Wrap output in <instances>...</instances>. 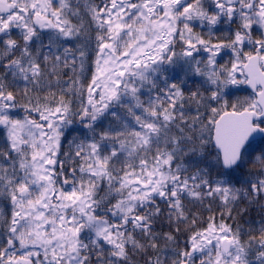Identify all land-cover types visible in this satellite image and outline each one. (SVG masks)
<instances>
[{
	"label": "snow or ice",
	"instance_id": "1",
	"mask_svg": "<svg viewBox=\"0 0 264 264\" xmlns=\"http://www.w3.org/2000/svg\"><path fill=\"white\" fill-rule=\"evenodd\" d=\"M213 3L216 11L211 15L204 10L202 0H105L102 6L88 5L97 27L96 71L86 89L87 105L81 102L80 114L95 121L112 102L120 104L130 96L135 103L129 112L136 126L110 130L101 140L119 143V151L134 159L117 170L111 166L120 160L115 148L110 155H102L96 141L78 145L79 176L74 167L69 178L57 155L63 130L76 113L71 102L64 100L63 89L59 97L53 93L51 98H33L27 84L38 88L47 75L40 54H34L30 47L39 39L40 30L56 29L60 36L70 38L80 29L66 18L64 10L70 8L66 0H59L58 7L53 0H0V35L7 37L0 40V60H7L2 65L5 77L0 78V130L6 134L7 149L0 151L7 162L0 164V192L10 198L13 208L7 227L10 235L6 246L0 248V264H119L128 259V245L144 248L133 233L137 229L144 235L152 233V217L159 208L143 214L140 210H147L157 197L166 200L177 219L184 221V192L202 198L204 193L198 189L208 188V196L218 194L225 204L230 195L236 199V191L224 187L223 179L213 187L203 173L185 176L180 164L173 165L179 153L199 151L214 156L219 176H230L250 160L252 141L264 138V34L252 39L254 25L264 29V0ZM223 17L239 21L235 38L227 44L213 43L193 31L194 21L214 26ZM13 29L20 30L22 43L11 38ZM178 43L179 53L175 50ZM246 45H252V50L245 51ZM225 48L231 50L230 66L218 60ZM17 52L19 56L13 58ZM200 53H207L203 67L195 55ZM79 56L82 73L85 52L81 50ZM181 58L189 69L195 64V73L205 77L209 85L205 89L209 96L193 93L197 103H203L212 114L206 123L197 116L187 125L197 131L199 124L195 137L169 135L172 126L180 127L177 115L181 121L185 118L183 92L177 84L169 85L165 79V87L146 105L138 95L145 83L156 87L152 77L162 71V65ZM48 59L43 57L45 62ZM54 59L76 73L77 57L70 48L64 49L63 57L56 55ZM9 74L13 81L26 82L24 102L19 105L25 113L22 118L14 114L17 99L5 82ZM73 85H79V95L83 96L79 77L67 86L69 91L74 90ZM241 85H247L251 93L229 105L225 89ZM257 160L264 165V155ZM104 179L109 193H115L114 204L96 198L98 184ZM251 192L264 193V178L251 183ZM195 224L193 220L185 248L174 253L172 264H249L245 246L230 226L217 223L214 217L200 229ZM151 247L157 245L152 243ZM260 256L264 257V251ZM154 264H161L158 257Z\"/></svg>",
	"mask_w": 264,
	"mask_h": 264
},
{
	"label": "trees",
	"instance_id": "2",
	"mask_svg": "<svg viewBox=\"0 0 264 264\" xmlns=\"http://www.w3.org/2000/svg\"><path fill=\"white\" fill-rule=\"evenodd\" d=\"M53 2L55 6H59V0H53ZM66 2L70 5L69 9L64 10L66 18L73 26L80 29L79 34L70 38L60 36L58 30L48 34H39V39H36L30 47L34 54H40L41 67L45 69L47 75L41 81L38 88L34 89L33 85L27 84L28 94L33 98L36 96L43 98L45 95L51 98L52 94L55 93L59 97L63 89L65 93L63 96L64 100L71 102L72 111L76 115H73L72 123L67 125L63 130L60 152L57 155V160L63 163V167L69 169L77 168V176H79L78 168L81 161L80 157L76 156L77 146H87L96 141L101 145L100 151L102 155H110L113 148L117 150L120 160L119 162H113L111 166L119 170L124 167L125 161L132 160L134 157H129L126 152H120L119 143H115L112 139L102 141L101 136L110 130L124 129L127 124L136 126L134 117L129 112V107L133 106L135 101L128 96L124 97L120 104L112 102L109 108L103 111V114L97 116L95 121H91L88 116L80 114L81 102L87 105L86 89L96 71L97 27L91 18V13L88 11V5L102 6L105 0H66ZM202 2L203 5H210L212 8L211 14L216 11L213 0H202ZM193 23L196 25L193 31L200 34L204 39H210L213 43L227 44L235 38V32L239 30V21L228 24L225 17L221 18L214 26H210L206 22L203 23V26H201V22L199 21H194ZM209 28H211V34ZM6 38L0 35V40ZM11 38L22 43L21 33L18 29H13ZM65 48H70L77 57L75 64L76 73H73L71 66L65 67L62 62L58 64L54 59L56 55L63 57ZM2 50L3 44L0 43V51ZM81 50L85 52L82 73L79 56ZM175 50L177 53L181 51L179 43L176 45ZM245 51H248L247 45L245 46ZM195 55L197 59L202 61L201 67H203V63L205 62L204 57L207 56V53ZM18 56L19 53L17 52L13 58H17ZM44 56H48L49 58L46 62L43 60ZM231 59V50L228 48H225L218 57L221 65L230 66ZM6 62V59L0 60V78L5 77L2 65ZM53 65H56V67H53ZM194 69L195 64L189 69L184 64L183 58L174 64L165 63L162 65V71L154 74L152 77L156 81V87L153 88L151 84L145 83L138 93L140 100L146 105L150 98L156 97L160 88L165 87V79L168 80L169 85L175 83L182 90V102L184 106L181 110L185 113V118L184 121H181L179 115H177L176 123L180 127L172 126L169 132L170 136L191 135L195 137L199 134V124L196 125L197 131H192L187 125H191L197 116L206 123L207 119L212 115L209 108L203 103L198 104L197 99L193 97V93L203 95L204 97L210 95V93L205 91L209 87L206 78L196 74ZM77 77H79L80 84L85 89L83 96L79 95V85H73V91H69L67 87ZM5 82L9 84V87H14V95L20 97L23 103L24 98L22 96L25 91L26 82L20 79L13 81L10 74L7 75ZM225 93L224 99L228 101L229 105L237 102V100L245 99L250 94L242 88V85L238 88L229 86L228 89H225ZM159 94L162 95V93ZM215 106L219 107V105ZM177 108H179V104ZM134 111L139 113L140 109L134 108ZM180 128L184 129L183 134L180 132ZM121 139H124V137ZM164 146L162 140L161 147ZM250 151H252V156L243 168L232 172L230 176L224 177L218 175L213 155L208 153L202 155L199 151L193 153L190 150L179 153L177 159L173 161V165L180 164L185 170L183 173L185 176L203 173L204 178L213 182V187L216 186V181L223 179L224 187L236 191V199L233 200L230 195L228 203L225 204L218 194L208 196V188L198 189V191L204 193L202 198H196L184 192L181 195V206L184 216L187 217V220L184 221L177 219V216L174 214L175 209L166 200L157 197L147 210H140L141 214H143L145 211L155 212V209L159 208V213L152 217V233L144 235L139 229L133 233L139 243L144 245V248L133 249L131 245H128V259L126 261L121 260L119 264H154L157 257L161 261V264H172L174 253L185 248V244L191 234L190 226L193 220L196 221L195 228L200 229L206 226L210 217H214L217 223L222 221L230 226L232 232L236 229V225L242 230L258 228L257 224L264 225V193L255 194L251 192V183L255 182L258 178H264V165H261L257 160L258 156L264 155V139L252 143ZM59 169L60 165L58 164V171ZM108 187V181L106 179L101 180L95 193L96 198H104L105 203L110 201L111 204H114L116 202L113 199L115 193H109ZM129 227L131 228V226ZM169 236L173 239L169 240ZM152 243H155L157 247L152 248ZM40 258L42 259V257Z\"/></svg>",
	"mask_w": 264,
	"mask_h": 264
},
{
	"label": "flooded vegetation",
	"instance_id": "3",
	"mask_svg": "<svg viewBox=\"0 0 264 264\" xmlns=\"http://www.w3.org/2000/svg\"><path fill=\"white\" fill-rule=\"evenodd\" d=\"M208 9H211V7H208L207 5L204 6L205 11H207ZM225 18L227 19V17ZM262 34H264V29H260L254 25L253 31H252V39L254 41L257 39H260ZM247 49L248 51L252 50V45H247ZM9 90L13 91L14 87L10 86ZM16 99H17L18 104H17V109L15 110L14 114H17L19 118H22L25 115L24 111H20L22 109L19 108V105L22 103V101L20 97L16 96ZM3 150H7L6 149V134L2 130H0V151H3ZM6 163L7 162L3 160V157H0V164L6 165ZM63 170H64V174L67 177L71 178L72 169L63 167ZM12 211H13V208H12L10 198L4 195L2 192H0V248L6 246V241L10 235L7 231V227L11 221ZM238 227L239 226L236 225V229L234 230L233 233L238 234L241 244L245 246L249 264H261V260H264V257L260 256V252L264 251V247H261V240L262 238H264V225L257 224L258 228H254L251 230H242V229H239Z\"/></svg>",
	"mask_w": 264,
	"mask_h": 264
},
{
	"label": "water",
	"instance_id": "4",
	"mask_svg": "<svg viewBox=\"0 0 264 264\" xmlns=\"http://www.w3.org/2000/svg\"><path fill=\"white\" fill-rule=\"evenodd\" d=\"M50 30H53V29H44V30H40V31H41V32H44V33H47V32H49ZM243 87H244L245 89L251 91V89H249L247 85H244ZM259 139H262V138L257 137L254 141H252V143L255 142V141H257V140H259Z\"/></svg>",
	"mask_w": 264,
	"mask_h": 264
}]
</instances>
